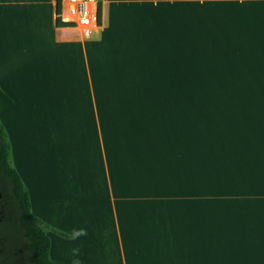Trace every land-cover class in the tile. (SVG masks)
Listing matches in <instances>:
<instances>
[{
    "label": "crops",
    "instance_id": "0c3cea01",
    "mask_svg": "<svg viewBox=\"0 0 264 264\" xmlns=\"http://www.w3.org/2000/svg\"><path fill=\"white\" fill-rule=\"evenodd\" d=\"M99 7L0 0V122L55 258L264 264V0Z\"/></svg>",
    "mask_w": 264,
    "mask_h": 264
},
{
    "label": "trees",
    "instance_id": "16d2710c",
    "mask_svg": "<svg viewBox=\"0 0 264 264\" xmlns=\"http://www.w3.org/2000/svg\"><path fill=\"white\" fill-rule=\"evenodd\" d=\"M60 0H56V13L59 9ZM57 24H64L56 17ZM0 172L6 176L12 185L14 197L20 209V219L23 228L28 236L31 259L33 264H66L59 260H52L49 257L50 238L46 229H53L61 235L69 234L51 227L40 217L30 211V200L28 191L22 182L18 172L10 161V148L7 140L6 131L0 122Z\"/></svg>",
    "mask_w": 264,
    "mask_h": 264
},
{
    "label": "flooded vegetation",
    "instance_id": "af4514ba",
    "mask_svg": "<svg viewBox=\"0 0 264 264\" xmlns=\"http://www.w3.org/2000/svg\"><path fill=\"white\" fill-rule=\"evenodd\" d=\"M0 264H33L11 183L0 172Z\"/></svg>",
    "mask_w": 264,
    "mask_h": 264
},
{
    "label": "built area",
    "instance_id": "2783aa9c",
    "mask_svg": "<svg viewBox=\"0 0 264 264\" xmlns=\"http://www.w3.org/2000/svg\"><path fill=\"white\" fill-rule=\"evenodd\" d=\"M100 0H60L57 18L66 25L85 29L100 23Z\"/></svg>",
    "mask_w": 264,
    "mask_h": 264
},
{
    "label": "clouds",
    "instance_id": "9594fccd",
    "mask_svg": "<svg viewBox=\"0 0 264 264\" xmlns=\"http://www.w3.org/2000/svg\"><path fill=\"white\" fill-rule=\"evenodd\" d=\"M88 234L86 227L73 228L70 232V237L73 240H77L81 237H85ZM71 261L70 264H84L82 259L81 248L77 245L70 250Z\"/></svg>",
    "mask_w": 264,
    "mask_h": 264
},
{
    "label": "rangeland",
    "instance_id": "374dc122",
    "mask_svg": "<svg viewBox=\"0 0 264 264\" xmlns=\"http://www.w3.org/2000/svg\"><path fill=\"white\" fill-rule=\"evenodd\" d=\"M6 131V130H5ZM6 135H7V133H6ZM197 136V135H196ZM7 140H8V143H9V148H10V142H9V139H8V135H7ZM10 161H11V164L12 165H14V163H13V158H12V155H11V150H10ZM30 211H31V213H33V214H36L35 212V209L33 208V206L31 205V207H30ZM48 231V229H46V232ZM58 233V232H56L55 230L54 231H52V233ZM66 233V232H65ZM47 234L49 235V237H50V241H51V243H50V249H49V257H50V259H52V260H60V259H56L55 258V252H56V238H55V236H53L51 233H49V232H47ZM68 234V233H67Z\"/></svg>",
    "mask_w": 264,
    "mask_h": 264
}]
</instances>
